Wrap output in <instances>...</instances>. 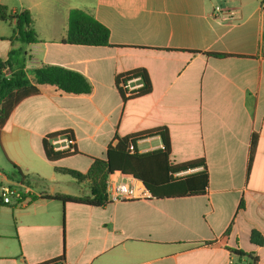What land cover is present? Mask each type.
Listing matches in <instances>:
<instances>
[{
	"label": "crops",
	"instance_id": "obj_1",
	"mask_svg": "<svg viewBox=\"0 0 264 264\" xmlns=\"http://www.w3.org/2000/svg\"><path fill=\"white\" fill-rule=\"evenodd\" d=\"M0 5L32 16L39 42L25 47L28 69L61 66L93 86L88 96L44 87L14 109L0 137V185L39 196H89L90 180L57 169L87 174L116 137L157 127L169 130L173 163L204 158L209 175L207 193L197 197L127 200L101 208L29 197L0 203V264H41L61 256L65 264H249L229 249L264 264V245L250 240L252 230L264 237L261 0H0ZM216 6L222 15H215ZM75 9L109 29L110 46L64 43ZM13 31L14 23L0 21L3 59L12 49ZM136 68L147 70L152 92L124 102L115 79ZM134 84L142 86L141 80ZM61 130L72 132L79 153L50 163L43 140ZM161 148L159 136L136 145L139 153ZM14 166L30 176L28 182L13 175ZM224 237L227 248L206 245Z\"/></svg>",
	"mask_w": 264,
	"mask_h": 264
},
{
	"label": "trees",
	"instance_id": "obj_2",
	"mask_svg": "<svg viewBox=\"0 0 264 264\" xmlns=\"http://www.w3.org/2000/svg\"><path fill=\"white\" fill-rule=\"evenodd\" d=\"M0 21L14 23L12 49L6 59L0 57V137L1 132L14 109L25 99L40 95L41 88L49 87L57 92L74 96H88L93 93V86L89 80L81 73L57 65H41L36 68H27V52L25 47L39 42L30 12L24 10L21 13L9 12L5 6L0 5ZM69 26L67 37L64 43L71 45L106 47L110 46L109 29L101 24L92 15L82 10H72L69 14ZM15 43H20L22 47L17 48ZM221 57L222 55H213ZM140 79L142 86L128 90L123 86L128 81ZM116 86L124 102L129 99L147 96L152 92V82L145 68H136L120 74L115 79ZM60 136H67L74 142L71 131H60L49 134L43 140V153L47 161L56 163L60 160L78 154L74 144L72 150L54 149L51 141ZM159 136L163 148L147 153L137 152L136 145L139 141ZM115 144H111L104 159H95L87 174L71 170L57 169L65 174H69L78 180L91 181V195L71 196L63 194L37 195L24 194L20 189L21 198L18 202L24 201L27 197L31 201L38 199L54 200L64 204L73 203L101 208L107 205L106 183L114 173L131 176L143 183L150 193L149 200L152 199H173L202 196L207 193L209 175L204 158L191 160L183 163H173L171 161V137L166 127H157L126 137H116ZM130 147L135 148L131 153ZM256 142L250 148L247 173L251 171ZM13 175L19 177L22 183L29 181L30 176L24 175L21 170L14 166ZM200 169V170H198ZM190 170H198L178 176L177 174ZM243 202L240 208H243ZM251 243L255 246L264 245V237L259 231L252 230L250 236ZM207 246H226V237L219 243H206ZM231 253L239 259L247 257L249 264H259L258 258L253 254H246L241 250L229 249ZM65 257L41 263V264H65ZM240 261V260H239ZM237 264V263H236Z\"/></svg>",
	"mask_w": 264,
	"mask_h": 264
},
{
	"label": "built area",
	"instance_id": "obj_3",
	"mask_svg": "<svg viewBox=\"0 0 264 264\" xmlns=\"http://www.w3.org/2000/svg\"><path fill=\"white\" fill-rule=\"evenodd\" d=\"M261 7L264 9V0H261ZM215 15H222L223 10L221 7L216 6L214 10ZM140 80V79H136ZM136 80L128 81L124 88L128 90H134L139 88V85H135ZM54 149L60 150H72L74 146L73 140L67 136H60L51 141ZM131 153L136 152L135 148L130 147ZM194 170L187 172H182L177 174L178 176L190 173ZM106 193L108 202H119L127 200H137V199H149L150 193L145 188L142 182L137 181L131 176L123 175L119 172L114 173L108 178L106 183ZM21 198L19 190L12 186H2L0 185V203L9 204L13 199Z\"/></svg>",
	"mask_w": 264,
	"mask_h": 264
}]
</instances>
